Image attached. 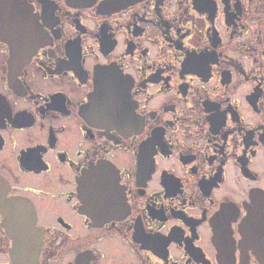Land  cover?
<instances>
[{
	"label": "flooded vegetation",
	"instance_id": "af4514ba",
	"mask_svg": "<svg viewBox=\"0 0 264 264\" xmlns=\"http://www.w3.org/2000/svg\"><path fill=\"white\" fill-rule=\"evenodd\" d=\"M0 264H264V0H0Z\"/></svg>",
	"mask_w": 264,
	"mask_h": 264
}]
</instances>
